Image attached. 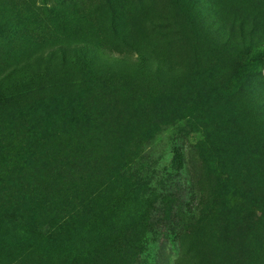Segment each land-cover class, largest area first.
I'll list each match as a JSON object with an SVG mask.
<instances>
[{"label":"rangeland","instance_id":"1","mask_svg":"<svg viewBox=\"0 0 264 264\" xmlns=\"http://www.w3.org/2000/svg\"><path fill=\"white\" fill-rule=\"evenodd\" d=\"M0 186V264H264V0H0Z\"/></svg>","mask_w":264,"mask_h":264},{"label":"trees","instance_id":"2","mask_svg":"<svg viewBox=\"0 0 264 264\" xmlns=\"http://www.w3.org/2000/svg\"><path fill=\"white\" fill-rule=\"evenodd\" d=\"M28 152H29V146L27 144H20L14 150L15 160H14L13 164H11L12 168H11L10 172L12 175L16 176V181H18V183L22 182L23 175L25 174L22 171L25 169V165L27 164L26 156H27ZM19 189L15 190L14 194L21 193V192H19ZM0 194L4 197L11 195V194L7 193L4 190V188L1 186H0Z\"/></svg>","mask_w":264,"mask_h":264}]
</instances>
